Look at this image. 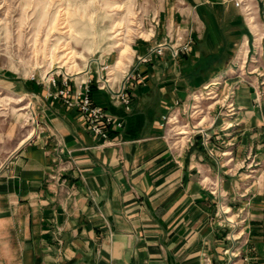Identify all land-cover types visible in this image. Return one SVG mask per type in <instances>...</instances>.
Here are the masks:
<instances>
[{
	"label": "crops",
	"instance_id": "1",
	"mask_svg": "<svg viewBox=\"0 0 264 264\" xmlns=\"http://www.w3.org/2000/svg\"><path fill=\"white\" fill-rule=\"evenodd\" d=\"M159 1L161 26L132 62L175 31L191 33L194 48L139 63L131 110L112 94L124 73L101 88L95 61L69 77L73 90L94 80L93 102L123 123L109 143L49 96L61 78L0 82L31 99L34 125L26 135L0 119V264H264V0ZM218 75L230 89L211 104L210 144L197 132L174 148L164 117L180 125L174 114ZM220 183L225 197L209 191Z\"/></svg>",
	"mask_w": 264,
	"mask_h": 264
},
{
	"label": "rangeland",
	"instance_id": "2",
	"mask_svg": "<svg viewBox=\"0 0 264 264\" xmlns=\"http://www.w3.org/2000/svg\"><path fill=\"white\" fill-rule=\"evenodd\" d=\"M159 3V0H0V82L19 81L23 85L29 80L75 77L92 69L95 61L109 66L110 75L129 69L138 71L139 57L132 62L133 49L151 40L153 30L160 28L162 22L156 11ZM227 79L218 75L208 89L192 94L185 112L174 114L181 122L173 125L170 121L167 125L174 148L185 145L187 138L180 142L184 136L192 137L193 141L197 132L202 135L204 145L210 144L212 136L205 129L210 124V107L225 98V91L229 93L230 88H225ZM31 108L29 97L4 90L0 85V119L4 124L11 123L10 126L28 135L34 127ZM183 125L189 133L178 135V130L184 129L178 127ZM217 189V195L226 196L221 183ZM242 197L240 192L234 201L241 204ZM219 206L222 219L231 222V208L224 202ZM237 212L244 222L242 207Z\"/></svg>",
	"mask_w": 264,
	"mask_h": 264
},
{
	"label": "built area",
	"instance_id": "3",
	"mask_svg": "<svg viewBox=\"0 0 264 264\" xmlns=\"http://www.w3.org/2000/svg\"><path fill=\"white\" fill-rule=\"evenodd\" d=\"M210 1L211 0H206L207 3ZM237 6H241L240 0L236 1V7ZM193 45L194 39L191 33L188 31H175L163 43L152 46L145 56L138 58V61L142 64L151 63L155 58L163 57L167 51H169L171 57L176 60L183 54H190L193 51ZM108 68L109 66L103 65L101 73H106L104 75H96L95 80L99 85H101V88H105L111 82L110 79H107ZM44 80L45 79H42L41 81L44 83ZM45 81L49 82L52 86L58 85L57 78H50ZM61 81L62 87L58 88L54 92H51L49 96L54 99L62 100L65 106L69 108L78 110L87 130L95 138L97 137L103 139L109 143L111 132L114 130H121L124 125L122 122L116 121L115 118L102 106L93 102L91 89L94 80L90 78L82 81L79 89L75 90L71 88L69 77L61 78ZM143 81L144 78L139 70L136 71V69H129L126 73H124L123 81L121 82L119 88L115 91L111 89L113 98L128 111L131 110L133 101L131 94L129 93V88L133 84H138V82L143 83ZM170 116L164 117L165 123L163 126L166 127L169 124ZM248 160L251 162L249 164H252L253 156L249 155ZM249 167L250 166L248 165L247 168ZM213 187L211 188V192L213 195H217V184H214Z\"/></svg>",
	"mask_w": 264,
	"mask_h": 264
},
{
	"label": "bare ground",
	"instance_id": "4",
	"mask_svg": "<svg viewBox=\"0 0 264 264\" xmlns=\"http://www.w3.org/2000/svg\"><path fill=\"white\" fill-rule=\"evenodd\" d=\"M169 122H170V119H169Z\"/></svg>",
	"mask_w": 264,
	"mask_h": 264
}]
</instances>
